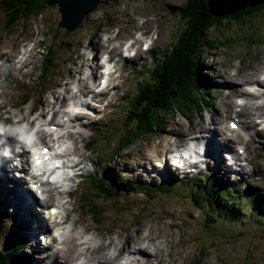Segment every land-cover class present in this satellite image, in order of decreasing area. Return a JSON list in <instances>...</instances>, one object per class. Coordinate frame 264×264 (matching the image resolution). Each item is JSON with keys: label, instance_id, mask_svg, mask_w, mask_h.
Masks as SVG:
<instances>
[{"label": "rangeland", "instance_id": "374dc122", "mask_svg": "<svg viewBox=\"0 0 264 264\" xmlns=\"http://www.w3.org/2000/svg\"><path fill=\"white\" fill-rule=\"evenodd\" d=\"M53 1H55V4ZM85 1L88 0H63L62 3H65L66 6L68 5L69 9L72 8L75 12L76 10L79 11L83 6H85L84 11L90 8L85 4ZM185 1L99 0L94 9L86 11L76 28L72 31L67 29L68 32L65 34V29L58 27V24L66 20V25L70 29L72 25L67 22L73 18L70 17L68 11H66V17H64L63 11L60 12V0H28V3L33 6L38 3L47 7L37 17L27 21L21 19L8 28H15L21 36L17 39L21 42L24 37L26 39L35 37L36 33L32 30V24L34 21H39L44 25L40 33L45 37L43 47L47 48L49 45V36H47L46 32L51 31L54 33L58 30L55 32L56 40L51 45L55 53L58 48L60 50L58 59L53 60L49 73L47 77L43 78L41 85L37 79L40 73L41 60H35L33 71L30 76L25 78V81H30V83L24 84L25 87L21 89V92L29 95V100L35 101L33 109L39 107L45 102L46 93L51 90L55 83H59H57L58 80L63 81L72 76L68 75L65 70L72 68L71 66L84 59L80 55V49L84 46L85 41H88V37L89 41L93 42L91 48L97 54L94 59H98L102 49H104V46L101 43L99 44L103 34L119 28L117 36L120 38L117 37V39L123 40L129 38L134 31L139 29L133 15L130 13L145 18L154 16L155 19L146 20L143 25L144 28H142L145 33L151 32L153 28L156 29L158 38L154 41V46L148 53L140 56L135 61L125 60L120 77L123 83L114 89L116 96L106 106L103 119L89 125L94 133L91 138L97 140L94 147L89 149L93 151V155L96 157L93 161L94 166L100 171L104 182L112 180L113 176L116 177V174L119 175L122 180L115 178L113 182L114 186L116 184L118 186L117 194L108 197L107 200L102 199V196L97 191L89 190V179H85L78 187V190L73 192V196H71L78 198L85 195L87 197V199L85 196L84 198L81 197L82 199L78 203L75 200L76 212L80 215V220L82 221V214L89 218L87 207H97L101 211V223L96 225L91 220V224L96 225V230L102 234L114 231L120 232L121 227L128 228L124 232H132L133 229L140 228L147 222L160 226L161 234H167L169 237V251L166 260H158V264H264V226H262L260 221L252 219L253 215H251L254 209L258 208L261 200L264 204V135L260 136V140L253 137L247 147L250 157L249 163L253 167L252 173L239 176L249 184L252 193L249 190L229 188L231 191L230 196L236 198L242 206L246 205V208L243 209V219L235 224L217 220L216 223L208 226L205 212L202 209L199 211L197 208L200 204H195L187 199V190L180 187V185H175L170 192H163L162 185L165 182H161L163 178L158 176L161 175V171L157 169H153L157 174L155 176L157 180L153 177L150 183L147 182L152 187L148 188V190H153L152 195L148 197L145 192H140L142 191L140 187L135 190L130 187L132 185L131 182L127 183L129 176L130 178L134 177V183L137 180L142 182L138 176L140 172V176L144 178V173L139 171L138 168L129 166L125 168L119 164L114 169L110 166L106 167V165L115 163L117 159L126 163L130 158H134L141 153L145 146L164 139L169 127L179 126L177 125L176 114L170 115L167 112L156 134L149 135L148 138H140L119 154L112 155L119 137L124 134L126 128L123 125V121L128 108H125L124 105L128 103V99L130 100L137 93L140 81L147 78L145 67L152 66L153 60H155L153 55L157 57L163 55L166 46L174 42L177 33L184 29L183 22L177 16V8L182 6ZM225 1L223 0L217 5L227 4L228 1ZM3 9L4 6L0 2V10L2 11H0V33L4 29L2 26L4 25ZM78 11L75 12V18ZM41 16H43L42 21L39 20ZM61 26L65 27V25ZM1 36H5V34L3 33ZM205 37L212 40L216 48L212 50L208 48L201 52L199 56V75H201L205 86H209V90L214 92V95L210 96L213 100V106L210 108L213 116L220 117L223 120L230 118L231 115V109L226 106V104H229V97L225 96V90H229L228 87L231 83L225 81L224 76L235 67L237 61L239 62L237 71L240 76H247L249 73L258 71L255 67L264 66V8L241 23L222 20L220 24L208 29L205 32ZM10 42L15 43L14 39L10 40ZM68 57L74 58L72 62L68 61L65 64L63 62L59 65L61 60ZM220 81L223 82L221 83ZM234 87H236V84ZM234 94L235 92L232 95ZM6 95L9 98L11 96L9 92ZM106 98L107 94L102 97L101 102ZM9 102L13 103L12 97ZM91 110L100 114L98 109ZM197 115L182 116L194 123ZM200 119L203 120V117L200 116ZM175 134L183 138L181 133ZM218 135L217 133L216 136L218 137ZM214 154L215 152H212L209 156H214ZM108 155L113 156V159L108 158ZM220 163L221 161L216 162L215 167L209 166V176L211 174L220 176V173L217 172L218 169L221 172L225 171L224 166H219ZM7 164H9V161ZM165 169V171L168 170L167 168ZM149 175H152V173H149ZM4 176L1 175L0 181H2ZM198 177L201 176L194 178L197 179ZM223 179L226 180V178ZM178 180L180 179L174 181L179 182ZM23 184L25 187V182ZM25 189L27 190V188ZM124 190L126 191L124 192ZM0 193L3 194L1 190ZM8 193L9 190L7 189V192L4 193V202ZM89 196L90 199L88 200ZM32 197L34 196L32 195ZM6 207L3 205L2 211L8 217V222L0 220V246L12 240L25 242V249L19 252L26 257L30 264H35V260L47 256L45 253L49 249L40 246L37 234L36 243L32 245L30 242L34 241L33 232L30 233L29 227L24 226L25 231L28 233V238H25L18 231L19 227H17L16 223L18 221H15L12 215L10 217L7 214ZM80 210H82V214L79 212ZM87 218L85 219L87 220ZM129 227L131 228L129 229ZM140 255L145 257L146 264H152L154 257L148 253H140Z\"/></svg>", "mask_w": 264, "mask_h": 264}, {"label": "clouds", "instance_id": "9594fccd", "mask_svg": "<svg viewBox=\"0 0 264 264\" xmlns=\"http://www.w3.org/2000/svg\"><path fill=\"white\" fill-rule=\"evenodd\" d=\"M130 14L139 29L146 20L155 19ZM42 19L43 16L39 18ZM43 27L34 21V38L21 40L18 47L9 44L0 48V167L9 161L12 176L23 180L27 191L39 202L38 211L51 229L50 234L39 236V243L49 249L46 255L50 261L146 264L145 257L140 255L146 252L154 257L152 264H158L159 258H167L169 251V237L161 234L160 226L147 222L133 229L130 236H122L119 231L102 234L91 224L90 217L87 222L80 220L74 211L76 201L70 196L85 176L96 171L93 163L96 157L86 146L94 135L89 125L103 119L106 106L116 96L114 89L123 83L120 77L125 60L135 61L148 53L158 38L157 31L153 28L146 35L143 30H136L121 40L117 39L119 28L113 29L102 35L100 43L106 50L98 59H94L97 54L85 41L80 49L84 59L71 66V77L46 93L43 104L33 110L35 101L30 99L21 106H13L6 95L11 86L9 77L31 73L33 58L42 60L47 55V48L39 46L45 39L40 34ZM238 68L237 61L225 77L227 82L241 85L236 95L225 90L230 118L221 120L204 107L193 123L176 112L179 126L169 127L164 139L145 146L126 162L128 166L143 172L149 183L156 175L153 168L163 171L166 164L181 179L210 174L209 166L215 167L216 161L206 152L208 141L216 132L218 141L233 149L222 153L225 166L232 169L229 179H239L237 173L250 175L253 167L247 146L253 137L261 139L257 133H264V67L247 76L238 75ZM105 94L107 98L101 102ZM91 109H98L100 114ZM175 133H181L183 138ZM124 163L117 159L106 167L116 168Z\"/></svg>", "mask_w": 264, "mask_h": 264}, {"label": "trees", "instance_id": "16d2710c", "mask_svg": "<svg viewBox=\"0 0 264 264\" xmlns=\"http://www.w3.org/2000/svg\"><path fill=\"white\" fill-rule=\"evenodd\" d=\"M0 2L4 6L3 19L4 26L7 27L21 19L27 21L35 18L47 7L38 3L33 6L28 3V0H0ZM209 3L210 0H186L182 6L177 8V16L183 22L184 29L177 33L174 42L166 46L163 55L158 57L153 55L155 60H153L152 66L145 67L147 78L140 81L137 93L124 105L125 108H128L123 121L126 128L113 149V156L138 139L156 134L167 112L170 115L179 112L181 115L194 116V114H200L204 107L210 109L213 103L210 96H213L214 92L209 90V86H205L201 75H199V56L203 50L208 48L212 50L216 46L212 40L205 37V32L220 24L222 20L244 22L245 19L261 11L264 4L254 9L247 8L228 14L226 13L229 10L228 4L210 7ZM55 32H46L49 36V45L47 55L43 56L40 63V75L37 77L40 82L43 77H47L53 60L58 59L60 49L58 48L55 53L51 45L56 40ZM42 43L44 45V42ZM70 58L72 57L61 60L59 65L65 60L70 61ZM96 141L95 138H91L90 142H87V147L93 148ZM113 156L108 155V158L112 160ZM89 177H87L90 184L89 190L97 191L102 199L107 200L108 197L117 194L118 186H116L117 184L113 185L115 176L112 180L104 182L100 172L96 169L94 175ZM131 183L136 188L140 187L142 190L140 192H145L148 197L152 195L153 190H148L152 187L148 184L140 183V181ZM175 185H180L187 190L189 201L200 204L197 208L199 211L202 209L205 212L208 226L213 225L217 220L235 224L243 219V209L246 208V205L242 206L236 198L230 196L228 182L217 181L213 176L198 177L197 179L190 177L179 180V182L169 180L162 185L163 192H170ZM132 186L130 187L132 188ZM231 187L236 190H249L252 193L249 186L243 189L240 188L241 184L231 185ZM85 198L87 199L86 196ZM262 202L261 200L258 208H255L251 215H253L252 219L260 221L264 226V204ZM1 206H3V201L0 202ZM87 208L91 220L95 224H100L101 211L97 207ZM4 218L5 221H8L7 216L4 215ZM25 247V242L17 240L7 241L6 244L1 245L0 264H30L26 257L19 252Z\"/></svg>", "mask_w": 264, "mask_h": 264}, {"label": "bare ground", "instance_id": "6f19581e", "mask_svg": "<svg viewBox=\"0 0 264 264\" xmlns=\"http://www.w3.org/2000/svg\"><path fill=\"white\" fill-rule=\"evenodd\" d=\"M60 1H61L60 2L61 7L59 8L60 12L63 11L64 17H66V11H68L70 17L73 18V19H70L69 22H67V23L70 25L76 24V22L78 20L77 14L84 13L85 12L84 11L85 6H83L81 9H79V11L78 10L75 11V12L78 11V13L76 14V18H75V12L72 10V8L69 9L68 5L66 6L65 3H62L63 0H60ZM53 3L55 4V1H53ZM85 4L90 7L92 2L88 0V1H85ZM58 6H60V4H58ZM60 24H65L67 29H69V27L66 25V20H63L62 23H60ZM69 30H71V28ZM3 33L5 34V36H1V34H3ZM18 37H21V36L18 34V32L15 30V28L3 29V32L0 33V48L5 47L9 44H12L14 47H18V45L20 43L17 39ZM117 37L120 38L119 36H117ZM25 38L26 37H24V39ZM12 39H14L15 43L10 42V40H12ZM87 42H88V46L91 48L93 42L89 41V37H88ZM99 44H100V42H99ZM33 60L35 61V57L33 58ZM69 60H70V62H72L73 58H70ZM63 62H64V64L68 63L67 60H65ZM261 67H264V66L261 65V66L255 67V68H257L259 70ZM65 71H67L68 75H72V68H67ZM28 76H30V73L26 74V73L20 72V73H17L13 79H10V77H9L10 82H11L10 88L12 89V94L15 95L16 98H18V95L21 93V89L23 87H25L24 86V84H26L25 78H27ZM226 76H224V78ZM224 80L227 81L226 79H224ZM63 81H65V80H63ZM63 81L58 80L57 83L58 82L59 83L58 84L55 83L54 86L51 88V90L55 89ZM234 86H235V84L231 83L228 88H229L231 94H233L235 92L234 95H236L238 93V90L240 89L241 85L236 84V87H234ZM232 87H234V88H232ZM16 98H12V101H13L12 105L13 106H16L18 104V100ZM227 106L230 107L229 104H227ZM33 110H35V109H33ZM214 122H215V120H214ZM216 134H217L216 132L212 133V139L209 140L208 143L211 145H214L216 147L214 150L215 154L213 156L215 161L220 162L221 160H223L222 162H225L223 157H222V153L225 151H232L233 149L230 148L228 144L220 143L217 139ZM256 135H257V137H260V133H257ZM229 143H231V142H229ZM125 156H127V155H125ZM7 163H8V161H5L3 166L0 167V172H1L0 177H1V175H5L2 178V181H0V182H2V184H0V190L3 192V194L5 192H7V189L9 190V193H8L7 199H6V204H7L6 206L11 211L12 216L14 214L15 221H18V222H16L17 227H19L18 231L21 234H23L25 236V238H28V235H27L28 233L25 231V228H24V226H28L30 229L29 232L30 233L33 232V239L36 242L37 232H39L43 227L45 229L47 228L46 223H45L46 220L42 216V213L40 211H38L39 202L35 199V197H32V195L25 189L26 186L24 187V184H23L24 181L23 180H17L13 176H10L11 171L9 170V167H8L9 164H7ZM123 167L128 168V164L124 163ZM111 168H113V167H111ZM165 168L169 169V167L167 165H165ZM153 169H155V168H153ZM164 170H166V169H164ZM132 188L136 190V187L132 186ZM0 194L3 196L2 193H0ZM70 196H73V194L70 193ZM81 197L83 198L84 196H81ZM81 197H78V198L72 197V198L74 200H76L78 203L82 199ZM74 211H77L76 205L74 207ZM79 212H81V214H82V210H80ZM82 216H83L81 218L82 222H87V220L85 219V218H87V216L83 215V214H82ZM134 222H136V221H134ZM96 225H98V224H96ZM90 227H91V224H90ZM130 228L131 227H129V229ZM126 229H128V228H122L121 227L120 233L122 236L127 235V234L129 236L131 235L132 232H130V231H128V233L124 232V230H126ZM137 229H139V228L137 227ZM141 253H146V252H141ZM39 258H41V257H39ZM159 260H166V258L161 256L159 258ZM58 262H59L58 260H51L50 261V259L47 256H44L42 259L35 260V264H58Z\"/></svg>", "mask_w": 264, "mask_h": 264}, {"label": "water", "instance_id": "95a60500", "mask_svg": "<svg viewBox=\"0 0 264 264\" xmlns=\"http://www.w3.org/2000/svg\"><path fill=\"white\" fill-rule=\"evenodd\" d=\"M89 1L92 2L89 9H94L99 0H89ZM221 1H223V0H210L209 5H210V7H214ZM226 1H228L227 4L229 5V10L226 12L228 14H232L236 11L244 10L247 8L254 9V8L264 4V0H226ZM89 9H87L86 11H88ZM86 11L84 13H80V16H78V14H77L78 20H77L76 24L83 17V15L86 13ZM60 25H65V24H60ZM72 28H73V26H71V30H72Z\"/></svg>", "mask_w": 264, "mask_h": 264}]
</instances>
